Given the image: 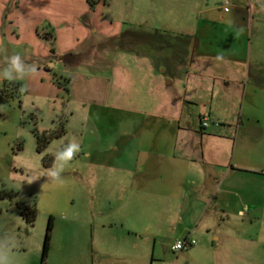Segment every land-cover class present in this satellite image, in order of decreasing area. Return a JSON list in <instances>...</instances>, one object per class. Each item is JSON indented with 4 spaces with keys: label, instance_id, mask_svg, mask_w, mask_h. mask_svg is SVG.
Masks as SVG:
<instances>
[{
    "label": "rangeland",
    "instance_id": "obj_1",
    "mask_svg": "<svg viewBox=\"0 0 264 264\" xmlns=\"http://www.w3.org/2000/svg\"><path fill=\"white\" fill-rule=\"evenodd\" d=\"M242 1L117 0L113 11L104 13L106 18L123 21L120 38L140 35L142 42L147 38L160 43L159 49L156 43L139 49V43L121 42L111 55L132 53L133 48L150 54L151 60L159 54L171 55L192 73L188 83L182 77L175 84L179 94L185 93L191 102L180 125L188 138L201 145L202 133L216 134L224 139L225 151H235L233 162L228 154L227 164L241 171L214 191L213 197L221 198L220 206L209 221L210 231L203 236L190 239L181 234L180 227L162 225L153 217L159 198L150 192L141 198V193L130 195L126 187L108 185L106 169L91 163L97 157L93 159L92 151L80 150L82 139L89 146L95 138L91 128L83 135L82 113L71 119L61 100L48 103L23 98L10 81L0 78V240L13 238L12 264H264V11L256 16L252 35L246 39L248 45L251 41L250 59L241 68L243 72L214 58L200 63L197 43L201 34L195 33L198 10H212L208 15L212 21L235 22L249 17L245 8H238ZM226 3L229 13L222 10ZM137 26H152L159 33L143 36ZM42 41L54 52L62 46L60 35ZM170 41L174 46L167 47ZM186 41L191 44L187 57L182 51ZM34 46L15 36L3 38L0 73L8 66L6 58L13 55L36 67L41 59L32 56ZM77 52L55 56L51 66L75 69L79 66ZM170 89L168 93L173 94ZM203 115L209 116L205 130L200 128ZM72 145L78 148L73 156L58 159ZM210 147L215 150V145ZM49 159L52 166L46 167L43 161ZM129 199V213L144 210L136 214L140 219L123 218ZM30 211L35 213L32 224L25 218ZM46 235L49 249L42 261ZM187 238L195 245L174 252L173 246Z\"/></svg>",
    "mask_w": 264,
    "mask_h": 264
},
{
    "label": "crops",
    "instance_id": "obj_2",
    "mask_svg": "<svg viewBox=\"0 0 264 264\" xmlns=\"http://www.w3.org/2000/svg\"><path fill=\"white\" fill-rule=\"evenodd\" d=\"M26 2L28 0H0V43L8 35L28 40L36 45L32 56L41 59L35 72L11 81L12 88L17 92L25 89L21 91L23 98L31 100H47L48 103L61 100L67 104L71 119L76 113H82L83 135L91 128L95 138L89 146H84L82 139L80 150L92 151L93 159L98 158L91 163L106 169L108 185L126 187L130 195L141 193V198L147 192L157 196L160 204L153 217L169 228L173 226L178 230L180 227L181 234L190 239L208 233L209 221L220 206L221 198L213 197L214 191L230 183L241 169L227 164L228 154L231 153L232 161L235 151H225L223 138L202 133L201 145H195L180 126L186 105L191 102L185 93L179 94L175 84L182 77L188 83L192 73L171 55L159 54L151 60L150 54L147 56L137 48H133L132 53L111 55L121 42L131 46L139 43V49L146 44L155 47L156 43L160 48L156 41L145 38L142 42L140 35L120 38L118 33L123 21L104 16L106 11L116 8L117 0ZM238 8L240 11L245 8L249 17L235 22H217L208 18L212 11L209 8L198 10L195 33L201 34L197 43L200 63L214 58L230 62L237 66L236 72H243L241 68L250 59L251 41L248 45L246 39L252 35L256 16L264 11V0H245ZM137 31L149 37L159 33L152 26H137ZM43 34L50 35L51 39L53 34L60 35L62 46L57 52L42 41L40 35ZM165 45L171 47L174 43L170 41ZM190 46L187 42L182 48L186 57ZM76 49H79V66L75 69L62 71L51 66L55 56L69 55ZM56 73L59 79L71 77L68 95L54 83ZM127 88L129 91L125 92ZM168 88L173 94L168 93ZM211 144L215 145L214 151ZM130 205L129 199L123 218L140 219L136 214H143L144 210L131 214ZM221 210L224 212V207Z\"/></svg>",
    "mask_w": 264,
    "mask_h": 264
},
{
    "label": "clouds",
    "instance_id": "obj_3",
    "mask_svg": "<svg viewBox=\"0 0 264 264\" xmlns=\"http://www.w3.org/2000/svg\"><path fill=\"white\" fill-rule=\"evenodd\" d=\"M8 66L0 73V78L7 81L21 80L25 76L36 71L34 65H26L19 55H13L6 58ZM25 89H21L24 91ZM78 150L77 145L68 147L65 151L61 152L58 159H70L74 151ZM55 176L56 173H53ZM15 244L13 238L7 237L4 240H0V264H12L11 261V249Z\"/></svg>",
    "mask_w": 264,
    "mask_h": 264
},
{
    "label": "trees",
    "instance_id": "obj_4",
    "mask_svg": "<svg viewBox=\"0 0 264 264\" xmlns=\"http://www.w3.org/2000/svg\"><path fill=\"white\" fill-rule=\"evenodd\" d=\"M40 34V33H39ZM41 36V38L42 39H46V40H49L50 39V35H47V34H43V35H40ZM49 38V39H48ZM51 50H53V49H51ZM70 80H71V77H68V78H66V79H64V78H62V79H58V78H55L54 76H53V81H54V83L58 86V87H60L62 90H63V92H64V94L65 95H68V93H69V89H68V83L70 82ZM201 128V130H203V128L202 127H200ZM42 145L40 144V142L38 143V150L40 151V147H41ZM43 162H45L44 163V165L46 166V167H51L52 166V159H49V160H44ZM30 214L27 216V215H25V218H26V220H27V222L28 223H30V224H32L33 222H34V220H35V213H34V211H30L29 212ZM51 221H49V223H48V227H47V230L49 231L50 230V228H51ZM48 243H49V236L48 235H46V237H45V241H44V246H43V251H42V261L45 259V257H46V255H47V252H48V249H49V245H48Z\"/></svg>",
    "mask_w": 264,
    "mask_h": 264
},
{
    "label": "built area",
    "instance_id": "obj_5",
    "mask_svg": "<svg viewBox=\"0 0 264 264\" xmlns=\"http://www.w3.org/2000/svg\"><path fill=\"white\" fill-rule=\"evenodd\" d=\"M228 3H226L223 7L222 10L227 13L229 11L228 7H227ZM200 125L203 129L208 128L209 126V116L208 115H203L200 118ZM195 245V241L190 240V239H185L183 242H177L174 246H173V251L174 252H180L183 250H186L192 246Z\"/></svg>",
    "mask_w": 264,
    "mask_h": 264
}]
</instances>
